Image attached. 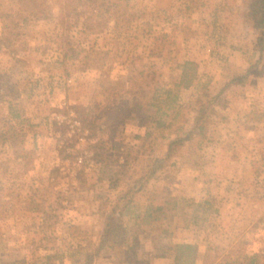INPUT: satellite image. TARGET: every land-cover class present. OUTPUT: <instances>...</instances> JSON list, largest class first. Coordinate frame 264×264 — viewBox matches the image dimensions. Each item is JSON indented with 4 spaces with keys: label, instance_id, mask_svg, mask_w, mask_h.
Returning <instances> with one entry per match:
<instances>
[{
    "label": "rangeland",
    "instance_id": "obj_1",
    "mask_svg": "<svg viewBox=\"0 0 264 264\" xmlns=\"http://www.w3.org/2000/svg\"><path fill=\"white\" fill-rule=\"evenodd\" d=\"M41 1L0 0V259L264 264L252 0Z\"/></svg>",
    "mask_w": 264,
    "mask_h": 264
},
{
    "label": "trees",
    "instance_id": "obj_2",
    "mask_svg": "<svg viewBox=\"0 0 264 264\" xmlns=\"http://www.w3.org/2000/svg\"><path fill=\"white\" fill-rule=\"evenodd\" d=\"M77 0H74L72 3L70 2H66L64 3V5L61 7V10H64L65 8V12H66V16H68L70 14V12H74L75 15H80L81 11H76L75 9H72L74 7V2H76ZM19 2H21V4L24 7V10H28L29 15H32L34 17L37 18H49L50 15H48V13H46V11L43 9L44 8V4L42 3L41 0H19ZM73 10V11H71ZM244 19L247 23H250L249 26L251 29H253L256 33V37H255V44L257 47V50L259 52H263L264 51V0H252L247 7L245 8L244 11ZM188 64L187 61H185L182 65L183 67V71L181 74V79L179 81V83H177L175 86H180V85H187L188 81H186V76L187 74L185 73V67ZM176 96L173 98L175 99ZM161 207H155L154 209H152V211H155L156 213L161 211ZM150 215V213H148ZM110 223L107 224L108 227H110L111 225H114V221H109ZM121 223H115V226L112 227L111 232H116V230L121 229ZM124 230L122 231H118V233L116 234L118 238H122L120 236H122L121 234H123ZM123 242V241H122ZM102 246V243H101ZM100 246V247H101ZM186 248H191L190 245H184ZM91 259V255H88L86 257V260ZM250 260H254L253 258H250ZM0 264H16L13 262H5L3 260L0 259Z\"/></svg>",
    "mask_w": 264,
    "mask_h": 264
},
{
    "label": "built area",
    "instance_id": "obj_3",
    "mask_svg": "<svg viewBox=\"0 0 264 264\" xmlns=\"http://www.w3.org/2000/svg\"><path fill=\"white\" fill-rule=\"evenodd\" d=\"M76 123H77V122H75V124H76ZM84 138H85V137H82L81 140H83Z\"/></svg>",
    "mask_w": 264,
    "mask_h": 264
}]
</instances>
